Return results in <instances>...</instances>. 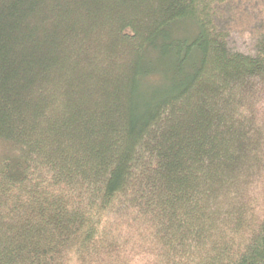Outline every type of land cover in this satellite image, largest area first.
Returning <instances> with one entry per match:
<instances>
[{"label": "trees", "instance_id": "obj_1", "mask_svg": "<svg viewBox=\"0 0 264 264\" xmlns=\"http://www.w3.org/2000/svg\"><path fill=\"white\" fill-rule=\"evenodd\" d=\"M0 264H264V2L0 0Z\"/></svg>", "mask_w": 264, "mask_h": 264}, {"label": "rangeland", "instance_id": "obj_2", "mask_svg": "<svg viewBox=\"0 0 264 264\" xmlns=\"http://www.w3.org/2000/svg\"><path fill=\"white\" fill-rule=\"evenodd\" d=\"M261 2H264V0H261ZM251 4V3H250ZM238 5V4H237ZM246 6L245 5H239L238 7H235V10L237 9V11L240 9V12H243ZM248 8L250 6H247ZM261 7V5H260ZM243 8V10L241 9ZM246 14L237 16L238 20L237 22L233 23V27L235 28V30L242 35V39H248L249 38V33L251 29H257L258 25L256 21H251L252 18L250 16H245Z\"/></svg>", "mask_w": 264, "mask_h": 264}]
</instances>
